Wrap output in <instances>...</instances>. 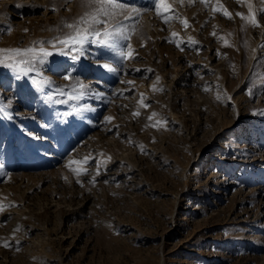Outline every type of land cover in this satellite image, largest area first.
<instances>
[{"label":"rangeland","instance_id":"1","mask_svg":"<svg viewBox=\"0 0 264 264\" xmlns=\"http://www.w3.org/2000/svg\"><path fill=\"white\" fill-rule=\"evenodd\" d=\"M127 2L148 10L121 60L94 37L55 51L88 0H0V49L55 53L0 65V264H264V0L260 27L245 0H168L169 24Z\"/></svg>","mask_w":264,"mask_h":264},{"label":"snow or ice","instance_id":"2","mask_svg":"<svg viewBox=\"0 0 264 264\" xmlns=\"http://www.w3.org/2000/svg\"><path fill=\"white\" fill-rule=\"evenodd\" d=\"M181 4L184 0H180ZM189 4H195L199 2L203 4L206 8H210L213 15L216 13H220L225 18L232 19V13L224 7L220 0H188ZM238 3L241 0H237ZM247 3V7L249 9L248 15L244 13H236L242 20L250 23L253 27H260V22L257 17V11L254 10V5L252 0H245ZM89 6L93 8L91 12L85 13L84 16L80 18L79 23L67 24L68 28L73 29V34L68 35L64 39L57 40L53 47L56 52H63L65 47L70 51H75L82 53L83 45H85L90 37H94L96 43H99L110 51H114L115 55L123 59H132L134 58L135 50L132 48L130 39L131 34L135 31V25L137 20L143 15V11H147L148 9H141L138 6L132 5L127 2V0H88ZM154 10L158 16L161 17L165 24H169L170 16L169 13H173L175 10L172 5L168 2V0H155ZM53 11H56L55 7H53ZM127 13V15H125ZM259 14L264 16V8L259 9ZM118 17H123V19H117ZM175 18L179 19V14L176 13ZM115 21V23H110ZM181 23L185 28L189 27V21L187 18L181 20ZM103 26V27H99ZM27 31V29H25ZM212 35H216L215 32ZM179 34L173 32L170 37V42L176 43L179 47L183 43L191 44L195 46L198 42L194 40H189L187 42L178 38ZM220 39H224V37H219ZM120 41H125L127 43L121 44ZM56 44L60 45V47H56ZM225 44L227 46V41L225 40ZM261 48H264V44L261 45ZM183 50V48H181ZM0 54H4L0 57V65H4L6 67H19L20 65L30 64L35 60H40L42 63L45 62L46 58L53 56L55 53L52 50H49L45 47L37 48L35 45L28 48H5L0 49ZM17 57H21L20 59H16ZM76 59L79 56L75 57ZM16 60V63H6V61ZM100 68L106 70L107 73H118L121 71V68L115 67L110 63H103L99 65ZM30 69L21 68V71H26ZM151 71V70H149ZM72 73H65V79H69ZM159 79V78H157ZM34 83H39V81H33ZM126 83H132L131 81H126ZM84 85L81 84L80 88L83 89ZM154 90L155 86H153ZM207 90V89H206ZM249 95H252V89L248 90ZM61 94H66L61 90ZM103 95L102 93L100 94ZM72 99H79V96H72ZM219 99V96H218ZM230 99V97H229ZM140 105L147 108L148 104L144 103L143 94H141V100L139 101ZM134 116H139L140 112L137 110L133 113ZM157 114L153 113L148 119L152 120ZM106 121L110 122L113 117H106ZM160 122L152 125L153 127L158 126ZM31 135V134H30ZM38 138V137H37ZM89 158L86 157L84 159V163L87 162ZM79 163L76 161H70L69 164ZM5 165L0 163V169H4ZM77 175L81 174V169H73ZM86 171V169L84 170ZM99 174V170H97V175ZM95 179V177H93ZM0 211H3V204L0 203ZM5 247L10 246V242L5 241Z\"/></svg>","mask_w":264,"mask_h":264}]
</instances>
